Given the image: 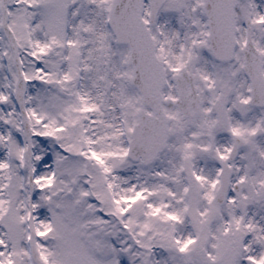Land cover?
<instances>
[{"label": "snow or ice", "instance_id": "snow-or-ice-1", "mask_svg": "<svg viewBox=\"0 0 264 264\" xmlns=\"http://www.w3.org/2000/svg\"><path fill=\"white\" fill-rule=\"evenodd\" d=\"M0 264H264V0H0Z\"/></svg>", "mask_w": 264, "mask_h": 264}]
</instances>
